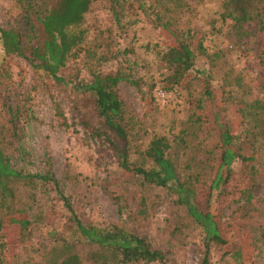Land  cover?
Listing matches in <instances>:
<instances>
[{
	"label": "rangeland",
	"instance_id": "rangeland-1",
	"mask_svg": "<svg viewBox=\"0 0 264 264\" xmlns=\"http://www.w3.org/2000/svg\"><path fill=\"white\" fill-rule=\"evenodd\" d=\"M29 1L32 9L26 14L16 0H0V28L19 32L25 52L4 54L0 39V149L10 164L31 174L51 169L83 223H119L146 236L165 253L167 264H198L201 231L176 196L164 188L142 186L138 177L117 166L98 136L99 119L82 84L93 72L130 70L139 87L121 82L119 91L135 157L154 136H164L180 177L198 174L208 183L218 156L219 123L235 133V143L246 154H252L250 142L255 143V176L245 177L243 165L232 162L216 216L229 239L227 247H241L242 259L221 258L214 251L212 264H264V114L252 110L246 119L244 111L246 102L264 103V0L258 2L262 16L248 28L220 19L223 0H93L79 28L81 48L59 72V82L32 66L29 52L41 43L36 17L54 0ZM167 22L169 29L184 34L201 33L206 53L197 55L193 70L173 85L178 91L172 101L164 103L154 91L172 86L163 54L175 39L159 27ZM208 83L213 87L210 98L204 94ZM205 186L197 195L202 208ZM10 188L12 205L29 216L31 235L21 244L20 224L5 226L0 264H60L73 254L78 264H99L97 248L74 233L52 183L16 180ZM243 188H251L252 199L232 201L242 200Z\"/></svg>",
	"mask_w": 264,
	"mask_h": 264
},
{
	"label": "trees",
	"instance_id": "trees-1",
	"mask_svg": "<svg viewBox=\"0 0 264 264\" xmlns=\"http://www.w3.org/2000/svg\"><path fill=\"white\" fill-rule=\"evenodd\" d=\"M92 1L54 0L43 16L36 17L41 43L29 48L32 66L42 69L55 81L62 80L59 72L81 48L83 29L79 28L85 21V14L89 11ZM16 2L26 14L32 9L29 0H16ZM258 2L259 0H223L220 19L222 21L231 19L237 27L248 28L262 16V9ZM34 24L28 23L31 27L36 26ZM170 25L167 22L159 27L166 28L175 39V44L168 45L167 51L163 54V59L171 72L169 79L172 81V86H157L154 94L158 89H163L175 95L178 89L173 85L182 83L187 73L193 70L197 55L206 53L201 33L187 30L184 34L177 29H169ZM0 39L4 54L24 56L19 32L13 28H0ZM121 82L139 87L138 81L134 79L130 70L120 69L109 73L93 72L90 80L82 84L84 92L89 96L94 114L99 119L98 136H103L117 166L130 172L131 177H138L142 186L164 188L176 196V203L186 209L195 226L201 231L198 264H212L214 251H217L221 258L234 255L242 259L241 247H227L229 239L221 233L216 216L219 199L225 194L224 186L231 176L232 162L239 161L243 165L242 173L245 177L253 179L255 176L253 164L256 158L255 143L250 142L252 154H246L243 147L235 143L237 139L235 133L219 123V144L216 145L218 156L208 183L201 182L198 174L180 177L176 165L169 156V141L164 136H154L135 157L129 128L124 118V102L119 91ZM212 92L213 87L208 83L207 88H204V94L210 98ZM252 110L257 115L264 114V103L259 100L246 102L244 108L246 119L254 114ZM256 126L263 125L256 124ZM260 135L263 137L264 131ZM16 180L29 184H34L36 181L52 183L60 201L70 214L74 233L82 241L97 248L94 258L99 264H167L165 253L154 247L146 236L133 232L119 223H83L75 213L70 197L62 191L51 169L46 174H31L17 170L0 149L1 237L5 238V226L14 224H20L19 243L24 244L31 235V221L27 212L12 205L14 195L10 183ZM202 185L208 188L205 208L200 207L197 200L199 187ZM240 193L242 200H238L239 198L231 200L248 202L253 197L251 188L240 189ZM260 239L264 242V224ZM31 264L42 263L32 262ZM60 264H78V258L73 254L63 259Z\"/></svg>",
	"mask_w": 264,
	"mask_h": 264
},
{
	"label": "built area",
	"instance_id": "built-area-1",
	"mask_svg": "<svg viewBox=\"0 0 264 264\" xmlns=\"http://www.w3.org/2000/svg\"><path fill=\"white\" fill-rule=\"evenodd\" d=\"M172 95L174 94L163 89H158L155 93V97L163 101L164 103H169L170 101H172Z\"/></svg>",
	"mask_w": 264,
	"mask_h": 264
}]
</instances>
